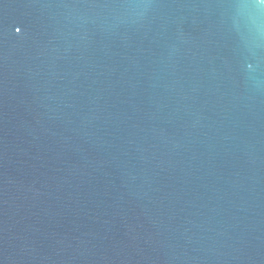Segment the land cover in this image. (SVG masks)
Listing matches in <instances>:
<instances>
[{
    "label": "water",
    "instance_id": "95a60500",
    "mask_svg": "<svg viewBox=\"0 0 264 264\" xmlns=\"http://www.w3.org/2000/svg\"><path fill=\"white\" fill-rule=\"evenodd\" d=\"M0 264H264V0H0Z\"/></svg>",
    "mask_w": 264,
    "mask_h": 264
},
{
    "label": "snow or ice",
    "instance_id": "6c2138e0",
    "mask_svg": "<svg viewBox=\"0 0 264 264\" xmlns=\"http://www.w3.org/2000/svg\"><path fill=\"white\" fill-rule=\"evenodd\" d=\"M16 31H17V32H19V31H20V29H19V28H17V29H16Z\"/></svg>",
    "mask_w": 264,
    "mask_h": 264
}]
</instances>
